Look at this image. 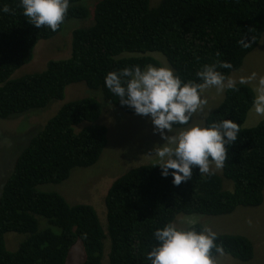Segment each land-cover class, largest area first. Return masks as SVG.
<instances>
[{"label": "trees", "instance_id": "trees-1", "mask_svg": "<svg viewBox=\"0 0 264 264\" xmlns=\"http://www.w3.org/2000/svg\"><path fill=\"white\" fill-rule=\"evenodd\" d=\"M5 5L11 11L0 12V121L64 99L70 84L83 83L93 92L66 102L40 130L19 136L26 138L21 148L0 147V264H66L78 242L84 252L81 264H102L106 238L108 264H149L146 255L156 243L154 230L174 223L179 215L224 216L262 203L264 119L252 128L242 127L255 95L240 83L236 90H225L203 122L228 119L240 127L220 174H201L194 168L191 180L175 186L171 176L161 177L155 164L134 167L110 184L104 200L105 225L92 205L70 204L43 187L57 185L73 169L98 161L107 144V128L96 123L101 107L95 93L104 103L134 114L105 87L107 73L156 66L147 55L155 52L182 81L202 83L196 72L218 61L232 65L219 69L228 77L259 44L264 0H161L155 7L150 0H99L91 8L86 0H70L55 32L29 24L19 0H0V8ZM90 15L89 26L72 30L67 55L55 54L40 71L14 74L31 62L40 40L60 34L68 21H85ZM83 122L87 124L78 129ZM224 180L232 183L231 191L223 189ZM189 228L201 231L203 225ZM7 233L23 236L13 250L7 247ZM216 243L223 254L243 263L253 257L252 244L243 236L217 234ZM217 254L213 250V257Z\"/></svg>", "mask_w": 264, "mask_h": 264}, {"label": "clouds", "instance_id": "clouds-1", "mask_svg": "<svg viewBox=\"0 0 264 264\" xmlns=\"http://www.w3.org/2000/svg\"><path fill=\"white\" fill-rule=\"evenodd\" d=\"M69 4L70 0H19L18 6L29 24L38 29L46 26L55 32L64 22ZM10 11L7 5L0 8L2 13ZM231 67L230 63L224 61L203 65L195 74L202 83L182 81L167 65L125 67L105 76V87L118 98L120 105L130 107L136 115L147 117L153 133L159 134L163 143L154 146V155L150 157H155L154 163L159 167L161 177L171 176L175 186L191 180L194 168H198L201 174H210L212 165L219 170L228 160V146L237 140L239 124L228 119L210 125H190V121L193 114L206 104V100L201 98L204 89L214 87L219 93L225 89L236 90L237 81L226 77L219 70ZM252 80H256L255 73L241 78L239 83L245 84ZM255 92L253 111L258 116H264V77L258 79ZM99 102L102 112L96 123L103 125L101 114L103 105L107 103L103 100ZM86 124L81 123L78 129ZM174 125L189 126L173 135L170 133ZM153 239L156 243L146 255L149 264H216L213 250L223 254L222 245L216 243L217 234L207 226L197 231L195 228H178L169 222L154 230ZM106 258L103 256L102 260Z\"/></svg>", "mask_w": 264, "mask_h": 264}, {"label": "rangeland", "instance_id": "rangeland-1", "mask_svg": "<svg viewBox=\"0 0 264 264\" xmlns=\"http://www.w3.org/2000/svg\"><path fill=\"white\" fill-rule=\"evenodd\" d=\"M97 1L99 0H86V4L91 8ZM159 1L150 0V6H156ZM91 23V15L85 21H68L60 34L51 40H40L35 46L31 62L21 66L14 74L20 75L40 71L45 63L54 57L55 54L63 53L62 56L67 55L64 53V50L66 49V45L70 47L72 30L77 27H87ZM150 56L154 57L155 61L160 65L157 64L155 67L169 66L159 53H152ZM253 73L256 74V80L245 83V85L249 86L254 95H256L255 88L257 81L260 77H264V33L258 46L244 58L242 65L237 70L231 72L228 78L236 80L239 83L241 78H247ZM65 90L64 99L53 101L46 108L38 112L32 114L25 113L20 117H13L14 119L12 118L11 120H1L0 136L3 139L0 142V147L5 148V146L9 147L13 144L12 150L15 147L21 148L26 143V138L19 136L24 133L28 134L40 130L45 121L55 114L63 104L84 96L90 97L93 92L86 88L83 83L70 84ZM225 90L219 93L214 87L204 89L201 93V98L206 100V104H204L202 110L193 114L190 125L203 124L207 114L222 101ZM95 97L98 101L102 102L99 93H95ZM103 107V114L101 115L104 120L101 122L108 129V134L107 144L98 161L87 168L73 169L67 180L57 185L44 186L43 189L45 191L57 192L70 204L85 203L92 205L98 213L100 222L102 225H105L104 200L112 181L134 167L155 164V157L150 156L154 155V146L162 144L163 141L160 139L159 134L153 133V128L147 117L128 114L107 104H104ZM263 119L264 116L255 114L252 106L247 113L242 127L252 128ZM182 129L173 128V132L170 134H178ZM17 130L21 132H17ZM5 161L9 164V160ZM211 171L220 174L221 169L217 170L212 165ZM232 188V183L224 180L223 189L231 191ZM195 223H200L203 227L207 226L211 228L216 234L240 235L251 242L253 257L248 263H243L226 254H217L214 256L216 264H264V191L262 203L258 207H238L231 214L224 216L179 215L174 222L178 228H187ZM103 229L105 230V227ZM19 235L16 233H7L5 235L8 249L13 250L23 239V236L21 238ZM108 249L109 241L106 238L104 240L105 257ZM69 252L66 264H81L84 258L81 243H76ZM106 259L102 260L103 264H107Z\"/></svg>", "mask_w": 264, "mask_h": 264}]
</instances>
